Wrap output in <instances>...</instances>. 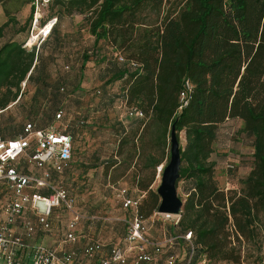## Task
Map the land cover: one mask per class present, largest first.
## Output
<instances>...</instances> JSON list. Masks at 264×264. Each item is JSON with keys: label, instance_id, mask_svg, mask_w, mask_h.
Segmentation results:
<instances>
[{"label": "trees", "instance_id": "16d2710c", "mask_svg": "<svg viewBox=\"0 0 264 264\" xmlns=\"http://www.w3.org/2000/svg\"><path fill=\"white\" fill-rule=\"evenodd\" d=\"M35 1L0 0L6 18L0 26V37L6 27L16 24L18 13L25 6L31 5L33 9ZM57 3L68 15L89 13V31L94 37L89 53L95 58H103L105 47L122 54L121 65L109 66L106 82L119 81L124 105L143 113L128 128L118 125L115 149L103 161L104 175L113 182L130 175L131 184L143 194L136 197L137 214L144 219L154 215L160 197L152 184L156 168L161 166L162 171L169 159L170 131L174 125L178 141L180 132L185 138V144L180 145L177 183L188 182L189 188L183 198L182 213L167 235L179 237L191 231L192 264L201 258L207 260L206 264H240L243 243L258 241L264 229V0ZM54 17L56 22L50 33L56 29L57 16ZM31 18L32 10L29 27ZM23 30L24 26L13 28L11 34ZM89 58V54L83 55L82 66ZM42 62L35 45L28 49L21 42L7 40L0 46V110L20 98L24 80L36 78L42 84L39 93H46L50 83ZM185 80L192 89L188 103L179 108ZM64 90L63 85H52L49 98L54 102L62 100L59 93ZM57 108L62 110L64 120L66 110L55 105L54 111ZM237 120L236 136L249 139L251 160L246 165V175L237 179L238 188H224L215 180L214 163L209 158L219 128ZM84 122L83 118L77 120L78 124ZM0 134L4 136L1 131ZM69 134L68 166L61 173L52 172L59 175L61 185L60 177L73 161V136ZM260 259L261 255L259 264Z\"/></svg>", "mask_w": 264, "mask_h": 264}, {"label": "rangeland", "instance_id": "374dc122", "mask_svg": "<svg viewBox=\"0 0 264 264\" xmlns=\"http://www.w3.org/2000/svg\"><path fill=\"white\" fill-rule=\"evenodd\" d=\"M58 1L66 0H36L33 9L31 5L25 6L18 13L16 24L6 27L3 33L11 34L13 28L24 26V30L19 32L17 40L24 38L29 40L35 37V33L38 34L44 24L43 21L48 22L52 19L51 16L53 18L57 16L55 27L58 28L53 30L48 39L40 44L39 49H44L42 63L46 73L51 71L53 77L61 80V85L65 87L64 92L59 93L62 99L59 105L64 107L67 113L62 124L64 125L66 122L69 124L67 131L73 136V161L71 167L60 178L62 185L73 199L74 209L82 215L77 225L78 238L73 244L80 246L91 239H100L104 241L105 250H107L112 242L118 241L125 234L124 220L130 215L129 210L122 206L120 197H117L118 190L125 189L126 195L130 197L136 198L143 195L131 184L130 175H124L113 182L103 172V161L114 151L119 137L117 129L121 125L127 128L132 126L136 119L126 114L121 97L120 82L111 84L106 82L110 76L111 68L109 69V66L111 63L118 65L123 63L118 60L120 52L105 47L103 58H95L90 54L89 51L94 47V37L89 31V13L74 12L68 15L60 10ZM31 10V27H29ZM5 20L0 6V26ZM30 34L33 37H30ZM59 37H62L61 44L56 46L59 43L57 39ZM56 41L57 43L54 44ZM37 43H39V38H34L26 47L29 49ZM85 53L89 54L90 58L82 66ZM120 55L122 56L121 53ZM66 65L69 66L68 69L64 68ZM30 91V87L22 88L21 97L10 103L5 109L0 110V131L7 138L16 135L27 119L36 121L38 126L55 122L52 121L56 105L53 99L46 100L41 105L38 115H30L27 108ZM40 96L42 95L40 94ZM81 118L85 119V122L78 124L77 120ZM55 124L63 127L57 122ZM238 126L239 124L234 122L219 128L214 151L209 158L214 163V178L220 187L224 186V181L233 179L234 188H238L237 179L244 176L242 174L251 160L250 141L243 135L236 136ZM179 143L180 145L185 144L183 132L179 133ZM21 165L24 164L21 163ZM86 165L94 166L85 168ZM160 178L161 166L156 168L153 189H157ZM176 186L178 195L183 200L189 183L182 180ZM50 218L52 230L41 238V241L48 245H52L55 240L63 237L71 215L60 206L53 210ZM176 218L179 219V216L164 218L157 214L151 215L148 217L149 235L155 240H161L171 231L169 227L173 225ZM263 248L264 229L261 231L258 241L243 243V260L240 264L249 262L259 264L258 257ZM182 249L184 251L187 249L184 242ZM25 260L28 262L27 255ZM182 261L180 259L178 264H181ZM199 261L200 259L197 260V262ZM206 263L207 260L204 264ZM209 264L233 263L217 261Z\"/></svg>", "mask_w": 264, "mask_h": 264}, {"label": "built area", "instance_id": "2783aa9c", "mask_svg": "<svg viewBox=\"0 0 264 264\" xmlns=\"http://www.w3.org/2000/svg\"><path fill=\"white\" fill-rule=\"evenodd\" d=\"M50 20L42 25L38 34H34V38L43 41L48 37L56 17ZM29 40L27 38L23 43L25 47ZM118 60L124 61L120 53ZM21 85L24 86L25 81ZM191 89V83L185 80L179 108L188 103ZM125 108L130 117L143 116L140 110ZM62 116V110L57 108L53 120L62 124ZM55 122L38 127L29 119L23 122L16 135L7 138L0 134V264H178L183 242L188 252L181 264H192L191 231L179 237L164 235L161 240L153 239L148 233V219L136 212L137 199L127 196L125 189L117 192L122 206L130 210L124 220L126 230L123 237L112 242L107 250L100 239H91L79 247L73 244L78 238L77 225L82 215L67 197L59 175H52V172L61 173L68 166L71 138L67 124L60 127ZM60 206L71 215L66 230L63 237L52 245L44 244L41 238L52 230L51 213ZM155 214L164 218L177 216ZM204 262L205 258H201L194 264ZM260 263L264 264V248Z\"/></svg>", "mask_w": 264, "mask_h": 264}, {"label": "water", "instance_id": "95a60500", "mask_svg": "<svg viewBox=\"0 0 264 264\" xmlns=\"http://www.w3.org/2000/svg\"><path fill=\"white\" fill-rule=\"evenodd\" d=\"M181 163L180 143L174 125L169 138V159L161 171L160 183L156 192L160 197L158 213L177 215L182 213L183 200L177 192V181Z\"/></svg>", "mask_w": 264, "mask_h": 264}, {"label": "crops", "instance_id": "0c3cea01", "mask_svg": "<svg viewBox=\"0 0 264 264\" xmlns=\"http://www.w3.org/2000/svg\"><path fill=\"white\" fill-rule=\"evenodd\" d=\"M56 28H58V27H56ZM18 34H9V32L3 33V35L0 37V46L4 42H6L7 40H14V41H17L19 43L20 42L21 43H24V41L26 40V38H24L22 40H17ZM61 36L63 37V33L61 34ZM62 37L57 38L59 40V43H57V41H56L54 43V44L57 43L56 46H59L61 44L60 41H61V38ZM47 39L48 38L44 39L43 41L42 40H39V43L35 44V46H37L36 48H37V51L39 53V60L40 61H43V55H44V49H39L40 48V44H42L43 42H45ZM32 40H33V38H32ZM32 40L30 39L29 43H31ZM52 47H53V44H52ZM35 63H38V60H35ZM36 74H37V71L35 72V75ZM47 76H48V79H49V83L50 84H47L46 85V93L44 95L41 94L42 96H40V93H39V90H38L42 86V84H40L39 82H36V78L35 79L33 78V79L29 80V81L24 80L25 81V85L24 86L21 85V90H22V88H25L26 86L31 88L30 98L28 99V103H27V108H28V111L30 112V115H38L40 113V110H41V105L44 104L46 100H50L49 96H50V91L52 89V85L58 86V85H61L62 84L61 83L62 82L61 80L53 77V73L51 71H49L47 73ZM61 101L62 100H60V101H57L56 100V102H55L56 105H59V102L61 103ZM11 103H13V102H11ZM235 122L239 124V120H237ZM248 170H249V167L246 166V169H245V171H244V173L242 175H246V173L248 172ZM223 183H224L223 184L224 185L223 186L224 188L234 187V180L233 179L232 180H226ZM129 213H130V210H129ZM184 253H185V251L182 249V254H181L180 259L183 258ZM93 262H94V260H93Z\"/></svg>", "mask_w": 264, "mask_h": 264}, {"label": "bare ground", "instance_id": "6f19581e", "mask_svg": "<svg viewBox=\"0 0 264 264\" xmlns=\"http://www.w3.org/2000/svg\"><path fill=\"white\" fill-rule=\"evenodd\" d=\"M49 27V26H48ZM32 39V38H31ZM33 40H34V38H33Z\"/></svg>", "mask_w": 264, "mask_h": 264}]
</instances>
